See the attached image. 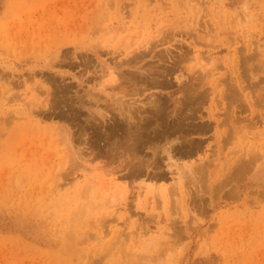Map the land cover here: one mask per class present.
I'll return each instance as SVG.
<instances>
[{"label":"rangeland","instance_id":"rangeland-1","mask_svg":"<svg viewBox=\"0 0 264 264\" xmlns=\"http://www.w3.org/2000/svg\"><path fill=\"white\" fill-rule=\"evenodd\" d=\"M0 264H264V0H0Z\"/></svg>","mask_w":264,"mask_h":264},{"label":"bare ground","instance_id":"bare-ground-1","mask_svg":"<svg viewBox=\"0 0 264 264\" xmlns=\"http://www.w3.org/2000/svg\"><path fill=\"white\" fill-rule=\"evenodd\" d=\"M146 45H148V44H146ZM92 48H93V47H92ZM143 49H145V47H144ZM141 52H142V51H141ZM57 53H58V51H57ZM143 53H145V52H143ZM143 53L138 52V55L133 56V58H132L130 61H136V62H137L138 59H139L140 57H142V58L144 57V56H143V55H144ZM132 63H133V62H132ZM134 64H137V63H134ZM204 69H205V68H204ZM205 73H206V72H205ZM110 74H111V73H110ZM204 75H205V74H204ZM112 79H115V78H112ZM191 94H192V93H191ZM200 96H201V95H200ZM188 97H189V96H188ZM192 97H193V96H192ZM192 99H193V98H192ZM97 100H98V99H97ZM46 102H47V101H46ZM46 102H45V104H46ZM115 103H116V102H115ZM115 103H114V105L117 106L118 110H119L120 112L122 111L121 113L125 114L124 111H123L121 108H119L121 105L119 104V107H118V104L116 103V104H117V105H116ZM177 104H178V103H177ZM189 106H191V105H189ZM117 108H116V109H117ZM179 108H180V107H179ZM116 109H115V110H116ZM128 109H129V108L124 109V110H128ZM118 110H116L117 113H119ZM178 110H179V109H178ZM188 110H189V109H188ZM129 111H130V110H129ZM98 112H99V111H98ZM100 112H101V111H100ZM121 113H120V114H121ZM126 113H128L129 116L131 115V112H130V113H129V112H126ZM173 113H174V112H173ZM99 114H100V113H99ZM120 114H119V116H120ZM121 115H122V114H121ZM122 116H123V115H122ZM124 116H125V115H124ZM126 116H127V114H126ZM126 116H125V117H126ZM174 116H175V115H174ZM131 117H132V116H131ZM131 117H129V118H131ZM129 118H128V119H129ZM184 118H185V117H184ZM129 120H131V119H129ZM157 124H158V123H157ZM136 129H137V128H136ZM141 131H142V130H141ZM137 132H138V131H137ZM134 136H135V135H134ZM168 136H169V135H168ZM136 137H137V135H136ZM132 139H134V138H132ZM132 139H130V140H132ZM135 140H137V139L135 138ZM135 140H134V141H135ZM166 140H167V139H166ZM63 142H64V141H63ZM129 142H131V141H129ZM65 143H66V142H65ZM134 143H135V142H134ZM63 144H64V143H63ZM130 145H132V144H130ZM66 146L68 147V145H66ZM132 146L135 147L136 145L134 144V145H132ZM132 146L130 147L131 149L133 148ZM170 148H172V147H170ZM64 149H65V148H64ZM127 149H128V148H127ZM131 149H130V150H131ZM167 150L169 151V148H168V147H167ZM67 151H68V150H67ZM132 151H133V150H132ZM164 151H165V150H164ZM164 151H163V152H164ZM170 151H171V150H170ZM127 152H128V151H127ZM129 153H130V152H129ZM164 154L169 156V155H171V152H170V154H169L168 152H167V153L164 152ZM68 155H69V154H68ZM68 155L65 157L64 160H66V159L68 158ZM168 156H167V157H168ZM71 157H72V156H71ZM170 158H171V157H170ZM169 160H170V159H169ZM66 162H67V161H65L64 163L66 164ZM243 163H244V162H243ZM172 164H173V162H172ZM172 164H170L169 168L172 167V166H171ZM244 164H245V163H244ZM244 164H243V165L240 164V166H241V165L244 166ZM175 165H176V164H175ZM250 165H251V167H250ZM250 165H249V164H246V167L244 166V167L242 168L241 174H244V175H245V174L247 173V171H249V173H250V169H251L252 166H253L252 164H250ZM197 166H200V165H197ZM242 166H241V167H242ZM67 167H68V166H67ZM175 167H176V166H175ZM191 167H194L196 170H197V168H198V167L196 168V165H195V166H191ZM236 167H237V166H236ZM238 167H239V166H238ZM173 168H174V167H173ZM176 168H177V167H176ZM199 168L201 169L202 167H199ZM199 168H198V170H200ZM195 169H193V171L190 170L189 172H190V173L193 172V174H194L195 171H196ZM236 169H237V168H236ZM198 170L196 171L197 173H199ZM239 170H241V168H239ZM239 170L237 171V174H238V172H240ZM235 171H236V170H235ZM241 174H238L237 176H235V177H237V180L240 179V178H242V179L244 178ZM247 174H248V173H247ZM179 175H180V174H179ZM179 175H178V176H179ZM190 175H192V173H191ZM180 176H181V175H180ZM193 176H194V175H193ZM193 176H192V177H193ZM233 176H234V175H233ZM241 176H242V177H241ZM239 177H240V178H239ZM181 178H182V177H181ZM233 178H234V177H233ZM178 181H181V180H178ZM177 184H178V183H177ZM174 185H175V184H174ZM231 185H232V184H231ZM233 187H234V186H233ZM229 188H230V187H229ZM172 190H173V189H172ZM229 190H230V189H229ZM160 191H161V190H160ZM162 191H163V190H162ZM152 192H153V191H152ZM232 192H233V191H232ZM232 192H229V193H231V194L233 195ZM163 193H164V192H162V194H163ZM230 196H231V195H229V197H230ZM231 197H232V196H231ZM188 198H189V196H188ZM188 198H187V199H188ZM164 199H166V198H164ZM164 201H165V200H164ZM165 202H166V201H165ZM152 238H153V237H152Z\"/></svg>","mask_w":264,"mask_h":264}]
</instances>
